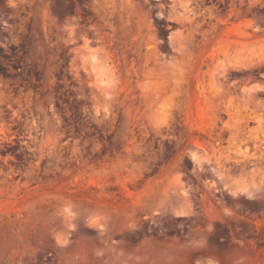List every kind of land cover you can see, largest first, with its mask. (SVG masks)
<instances>
[{
    "label": "rangeland",
    "instance_id": "obj_1",
    "mask_svg": "<svg viewBox=\"0 0 264 264\" xmlns=\"http://www.w3.org/2000/svg\"><path fill=\"white\" fill-rule=\"evenodd\" d=\"M218 238L264 264V0H0V264Z\"/></svg>",
    "mask_w": 264,
    "mask_h": 264
},
{
    "label": "crops",
    "instance_id": "obj_2",
    "mask_svg": "<svg viewBox=\"0 0 264 264\" xmlns=\"http://www.w3.org/2000/svg\"><path fill=\"white\" fill-rule=\"evenodd\" d=\"M181 215H184V214H181ZM186 232H189V230H187ZM224 239L225 238H218L217 243L214 244L213 247H211L206 253L196 252V254L193 256L192 252H190L189 255H187V254H183L182 250L179 249L176 251L175 255H172V256L165 253L164 258L165 259H168V258L176 259L178 261L177 264H181V261H183V263L185 264H188V260H191V259H194L196 261L202 260L204 264H226L229 259L230 253H229L228 244L226 245V248L224 249ZM180 243H182V241H180ZM169 244L176 245L177 241L176 240L170 241ZM182 246L183 245H180L179 247H182ZM250 259L251 258H249V260Z\"/></svg>",
    "mask_w": 264,
    "mask_h": 264
}]
</instances>
